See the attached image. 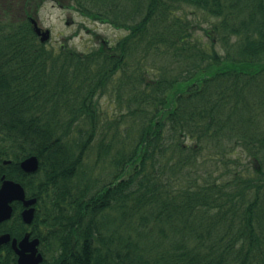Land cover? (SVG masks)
<instances>
[{"label":"trees","instance_id":"1","mask_svg":"<svg viewBox=\"0 0 264 264\" xmlns=\"http://www.w3.org/2000/svg\"><path fill=\"white\" fill-rule=\"evenodd\" d=\"M71 8L127 33L79 52L0 17V166L60 225L62 264H264V0Z\"/></svg>","mask_w":264,"mask_h":264},{"label":"rangeland","instance_id":"2","mask_svg":"<svg viewBox=\"0 0 264 264\" xmlns=\"http://www.w3.org/2000/svg\"><path fill=\"white\" fill-rule=\"evenodd\" d=\"M21 3L22 0H0V17L11 19V15L8 13L9 9L11 14L15 15L14 18L24 17L25 12L20 10ZM72 3L73 0H64V4L54 0H46L39 6H34L33 16L38 18L41 26L51 29V37L47 42L48 46L57 48L63 43L67 46H73L79 52H87L95 46H99L101 44L100 41L105 38L115 42L127 33L125 30L118 29L110 23L85 16L79 9L71 8ZM157 61L162 62L163 60L159 57ZM157 72L160 73V69L156 64L150 70L149 78L157 76ZM102 104V110L106 113V117L108 114V117L113 119L119 115L120 111L117 104L111 102L109 97H105L102 100ZM124 126L121 127V130L124 129ZM108 139L111 140L110 135ZM236 150L241 152L239 156L243 158V161L250 157L247 151H242L240 147H237ZM236 156L238 154L233 157ZM106 165L102 170L97 168L94 176H100L105 180L111 179L115 168L110 166V164ZM204 168H208L210 171L213 170L212 162L205 164ZM187 174L190 175V173Z\"/></svg>","mask_w":264,"mask_h":264},{"label":"flooded vegetation","instance_id":"3","mask_svg":"<svg viewBox=\"0 0 264 264\" xmlns=\"http://www.w3.org/2000/svg\"><path fill=\"white\" fill-rule=\"evenodd\" d=\"M2 163L0 188L5 180L14 179L11 172L4 168L5 165L13 164V160H3ZM20 168L27 173L22 169L21 163ZM16 181L23 184L20 180ZM17 196L9 201V205L13 207L9 216L6 217L7 213L0 210V264H62L63 255L68 252L62 250L55 239V232H58L60 225L49 224L38 202L37 193L27 191L26 196L23 193H18ZM34 197L38 199L37 202L27 205V200ZM32 208L33 214L28 212ZM30 217L31 220L28 221L27 218Z\"/></svg>","mask_w":264,"mask_h":264},{"label":"water","instance_id":"4","mask_svg":"<svg viewBox=\"0 0 264 264\" xmlns=\"http://www.w3.org/2000/svg\"><path fill=\"white\" fill-rule=\"evenodd\" d=\"M35 21V26H36V31L39 34H42V41H46L50 37V30L47 29L43 31L39 26L36 20ZM23 167L28 170V171H35L38 168V159L37 157H31L27 159L26 161L23 162ZM18 193H23V189L21 188L20 185L14 184L13 182H6L0 191V210L4 211L8 209V213L6 214V217L10 215V209L9 206V201L13 200L14 198L18 197ZM29 213L33 214V209H30L28 211ZM5 217V216H4ZM4 217H1L3 219ZM28 221L31 220L30 218H27Z\"/></svg>","mask_w":264,"mask_h":264}]
</instances>
